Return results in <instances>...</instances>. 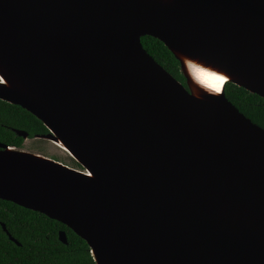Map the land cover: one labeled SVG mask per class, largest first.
Here are the masks:
<instances>
[{
  "label": "water",
  "instance_id": "obj_1",
  "mask_svg": "<svg viewBox=\"0 0 264 264\" xmlns=\"http://www.w3.org/2000/svg\"><path fill=\"white\" fill-rule=\"evenodd\" d=\"M203 66L264 98V0H0V99L83 167L0 143V199L69 226L96 264H264V128Z\"/></svg>",
  "mask_w": 264,
  "mask_h": 264
},
{
  "label": "trees",
  "instance_id": "obj_2",
  "mask_svg": "<svg viewBox=\"0 0 264 264\" xmlns=\"http://www.w3.org/2000/svg\"><path fill=\"white\" fill-rule=\"evenodd\" d=\"M142 42L162 66L187 84L180 61L164 42L152 36L143 37ZM225 92L242 113L264 128L263 97L232 82L227 83ZM18 130L28 132L30 139L49 133L36 115L0 99V143L23 148L25 138ZM3 224L21 245L11 240ZM62 231L68 234L67 243L60 239ZM0 264H96V261L88 242L66 224L0 199Z\"/></svg>",
  "mask_w": 264,
  "mask_h": 264
},
{
  "label": "rangeland",
  "instance_id": "obj_3",
  "mask_svg": "<svg viewBox=\"0 0 264 264\" xmlns=\"http://www.w3.org/2000/svg\"><path fill=\"white\" fill-rule=\"evenodd\" d=\"M30 152L39 153L56 160L62 161L72 167L82 169L78 162L72 157L71 153L58 147L56 142L48 139H28L25 140L24 147L21 148Z\"/></svg>",
  "mask_w": 264,
  "mask_h": 264
},
{
  "label": "bare ground",
  "instance_id": "obj_4",
  "mask_svg": "<svg viewBox=\"0 0 264 264\" xmlns=\"http://www.w3.org/2000/svg\"><path fill=\"white\" fill-rule=\"evenodd\" d=\"M199 69L200 70L195 69V71L193 72L194 79L197 81V83L212 92L222 93L224 85L229 81L227 75L204 66L200 67ZM206 74H215L216 76L224 77V79L223 81L214 80ZM57 145L64 151H68L62 143H57Z\"/></svg>",
  "mask_w": 264,
  "mask_h": 264
},
{
  "label": "snow or ice",
  "instance_id": "obj_5",
  "mask_svg": "<svg viewBox=\"0 0 264 264\" xmlns=\"http://www.w3.org/2000/svg\"><path fill=\"white\" fill-rule=\"evenodd\" d=\"M209 75L212 79L218 80V81H223L224 77L216 76L215 74H206Z\"/></svg>",
  "mask_w": 264,
  "mask_h": 264
},
{
  "label": "built area",
  "instance_id": "obj_6",
  "mask_svg": "<svg viewBox=\"0 0 264 264\" xmlns=\"http://www.w3.org/2000/svg\"><path fill=\"white\" fill-rule=\"evenodd\" d=\"M1 80V79H0Z\"/></svg>",
  "mask_w": 264,
  "mask_h": 264
}]
</instances>
